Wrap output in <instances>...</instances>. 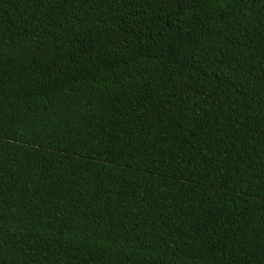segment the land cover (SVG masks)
Here are the masks:
<instances>
[{
  "label": "trees",
  "instance_id": "obj_1",
  "mask_svg": "<svg viewBox=\"0 0 264 264\" xmlns=\"http://www.w3.org/2000/svg\"><path fill=\"white\" fill-rule=\"evenodd\" d=\"M0 264H264V0H0Z\"/></svg>",
  "mask_w": 264,
  "mask_h": 264
}]
</instances>
